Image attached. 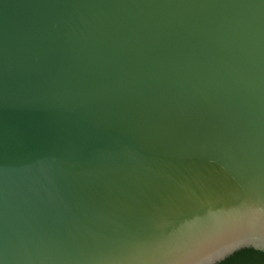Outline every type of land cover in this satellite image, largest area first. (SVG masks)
I'll return each instance as SVG.
<instances>
[{
  "label": "water",
  "instance_id": "water-1",
  "mask_svg": "<svg viewBox=\"0 0 264 264\" xmlns=\"http://www.w3.org/2000/svg\"><path fill=\"white\" fill-rule=\"evenodd\" d=\"M0 264H264V0H0Z\"/></svg>",
  "mask_w": 264,
  "mask_h": 264
}]
</instances>
